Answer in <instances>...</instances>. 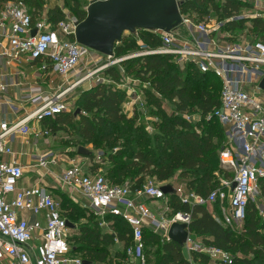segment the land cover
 Returning a JSON list of instances; mask_svg holds the SVG:
<instances>
[{"label": "built area", "instance_id": "built-area-1", "mask_svg": "<svg viewBox=\"0 0 264 264\" xmlns=\"http://www.w3.org/2000/svg\"><path fill=\"white\" fill-rule=\"evenodd\" d=\"M93 1L99 0H82L84 15ZM175 2L180 17L178 26L184 28L187 40H181L172 30L148 31L159 39L157 48L146 50L143 46L139 53L105 57L102 67L86 70L66 88L46 91L34 83L19 99L28 107L22 116L13 121L0 120V264H83L79 257L70 254L66 241L70 230L58 202L40 182L29 187L19 186L23 180L21 166L14 160L5 162L2 157L13 156L9 143L14 135L21 137L23 143H27L28 135L34 139L49 136L47 129L31 130L30 124H40L67 112L65 95L84 82L89 86L101 83L123 88L125 100L120 112L128 118L136 112L142 113L149 133L148 122L156 118L143 114L145 99L136 81L126 79L124 83L114 84L110 79L101 78L105 69L141 56L167 55L180 69L189 66L218 80L219 107L205 120L213 118L222 130L223 147L218 151V166L232 174L231 180H220V189L205 197L184 187L175 188L173 184L170 187L179 201L189 206L219 202L215 220L222 226L243 221L248 202H253L258 193L259 181L264 182V91L258 86L264 77V43L252 34H235L227 25L261 16L252 14L250 18L240 11L230 16V9L225 14L223 0L218 1V11L208 8L200 14L191 9L180 12L186 2L200 10L202 7L196 0ZM47 9L46 5L39 11L29 9L23 0L0 2V97L9 87L23 85L18 72L22 66L33 68L31 76L35 81L47 80L50 85L52 78L66 79L72 75L81 60L92 53L73 38L75 26L82 19L64 12L62 19L53 22L46 16ZM67 153L68 150L39 155L35 158L36 166L49 174V167L60 165L59 171L52 173L54 184L58 189L68 188L80 194L102 230H107L106 216L119 217L129 226L131 240L124 250L126 261L145 264L142 229H150L169 241V227L176 223L186 225L187 236L180 251L188 264H196L191 262V252L203 255L212 264H232L229 253L190 240L189 215H170L161 187L153 180L146 178L133 191L125 184L110 185L102 175L90 171L88 159L85 168L78 160L84 157H70ZM102 160V155L96 152L92 162L99 165L105 162ZM147 202H154L156 214L147 209ZM25 213L29 220L24 217Z\"/></svg>", "mask_w": 264, "mask_h": 264}, {"label": "trees", "instance_id": "trees-1", "mask_svg": "<svg viewBox=\"0 0 264 264\" xmlns=\"http://www.w3.org/2000/svg\"><path fill=\"white\" fill-rule=\"evenodd\" d=\"M2 1L5 0H0ZM196 1V4L202 7L200 10L186 2L180 8V12L191 9L200 14L208 8L218 11L220 0ZM223 1V13L227 14V10L230 9V16L239 13L243 8L250 7L239 0ZM23 2L29 9L41 10V0H23ZM69 12L78 19H83L82 0H70ZM46 16L53 22L63 18L55 7L48 8ZM34 17L35 14H32V18ZM245 24H249L252 35L264 43V19H243L238 23L230 22L227 27L230 30L240 31ZM135 32L122 36L113 49V57L119 58L131 52L135 43L144 46L147 50L159 46V39L152 33L143 30ZM116 67L120 71L111 66L103 71V75L117 82L123 76H132L142 84L149 82L147 90L145 86L141 87L145 105L149 99L157 111L160 98L173 99L177 116L164 118L163 124L158 125V132L147 135L143 126V116L140 113L136 112L128 118L120 112V105L125 100L124 89L100 83L80 91L75 101L77 104L75 110L55 115L42 121L41 125L52 134L71 128L78 139L86 143L94 141L92 148L99 143H104V147L110 148L108 152H100L106 157V159L103 157L105 162L109 163L102 176L110 185L125 184L133 191L147 178L160 187L171 186L168 181L178 173L181 178L189 175L194 179L183 184L186 190L200 197L207 196L219 184L215 173L223 172L215 158L223 147L222 130L213 118L210 121L205 120L206 116L219 107L218 80L211 74H200L189 66L180 69L167 55L136 57L121 61ZM192 107L208 127L200 133H197L194 126L182 117ZM145 114L158 115L152 109L145 110ZM209 123L217 126L215 130ZM112 141L122 146L111 148ZM149 144H155V147L151 149ZM78 147L84 148L88 153L81 157L91 162L90 171L99 173L98 164L92 162L96 150L75 145L72 155H77ZM258 185L259 196L264 200V182L259 181ZM58 197L65 203L62 206L57 201L70 230L66 241L72 256L79 257L83 264H133L124 257V250L130 245L131 230L122 219L106 216L107 230L104 231L98 227L97 220L89 211L86 224L77 225L73 220L74 211L81 206L71 202L62 194ZM164 197L170 215L174 213L189 215L188 233L200 237L205 246H212L229 254L241 255L242 258L233 257V264H264V223L259 221L253 202L249 201L245 209L244 231L235 236L229 227L217 222L204 206H189L181 203L173 192L165 194ZM114 239L117 243H114ZM142 243L145 264H188L177 243L165 241L150 229H142ZM190 259L196 264L208 263L206 257L196 252L190 253Z\"/></svg>", "mask_w": 264, "mask_h": 264}, {"label": "rangeland", "instance_id": "rangeland-1", "mask_svg": "<svg viewBox=\"0 0 264 264\" xmlns=\"http://www.w3.org/2000/svg\"><path fill=\"white\" fill-rule=\"evenodd\" d=\"M244 3H246L245 6H250L251 10H249L248 8H243V9L240 10L241 14H243L245 16H251L250 18H252V14H257V15L261 16L260 19H264V0H246V2H244ZM41 4L42 5H46L47 8H50V7L57 8L62 15L64 14V12L65 13H70L69 12L70 0H48L47 2L42 1ZM172 33H177V36L181 40H187L188 39L187 36H186V32H185L184 28L181 27V26L177 25L174 29H172ZM234 33L235 34H247V35L248 34H252L249 24H245V26L242 29H240V31H234ZM126 34H128V33H124L123 36L126 35ZM134 45H135V47L131 50V52L127 53V55L128 54L130 55V54H134V53H139L144 48L143 46H138L137 43H135ZM130 59H133V58H130ZM130 59H128V60H130ZM105 63H106L105 56H102L100 54L92 52V53H90L88 55V57H86V58L81 60V62L75 68V70L72 73V75L67 76L66 79L60 80L58 78H52V81H53L52 84L53 85L50 84V87H53V86L57 87L58 86V87H61V88H66L74 80H76V78H78L82 74H84L86 70H92V69H96L98 67H102ZM116 65L117 64L113 65L115 70H119V68H117ZM26 70L28 72H32L33 68H29V66H26ZM101 78L107 79L103 75V72L101 74ZM126 79H128L130 81L131 80H135L136 83H137V86H140V88L139 87L137 88L139 91H142L141 87H143V86H145L144 87V88H146L145 90H147L149 88L148 87L149 86L148 85L149 82H145V84H142V82L140 83L137 79L132 78V76H127V77L123 76L122 78L119 79L118 82L116 80H114V79H111L110 81L113 82L114 84H120V83H124ZM147 80H149V78H147ZM88 84H89L88 82H84V83L80 84L79 86H76L73 90L69 91L65 95L66 103H67V105H66L67 111H73V110L76 109L77 104H75V101L77 99V96L79 95L80 91L83 90V88L88 87ZM44 90L50 91L47 88H45ZM144 107L145 108L143 110V114L145 113V110L149 111L151 109H152L153 112H155V113L157 112L158 113V115H156V116L152 115V117L156 118L155 121L148 122V125H150V127L152 126L153 129L151 127V131L149 133H147V135H151L152 133H157L158 132V125L161 126V124H163L164 118L176 117L177 116V111L174 109V100L170 99V98H165V97L160 98L159 99V110H157V111H156V108H154L152 106V102L149 99L147 100L146 105ZM182 117L185 120L189 121L194 126L195 131L197 133H200L201 131L206 130L208 128L207 124H205V122H203L201 120V118L198 117L196 109L194 107H192L189 110V112H187L186 114L182 115ZM209 124H211V128L213 127V130H215V127H217L213 123H209ZM44 128L47 129L46 127H44ZM50 134L52 135V133L49 132V136H50ZM147 137L150 138L151 136H147ZM52 141H53V143L55 145H57L56 150H57L58 153H61L63 151L68 150L69 153H67V155L70 156V157L74 156V155H72V152L75 149V145L85 146V148L88 149V150H91V149L96 150V151H94L95 153L96 152L97 153L108 152L109 149H110L108 147L107 148L104 147L105 146L104 143L96 144L92 148L91 145L95 144L94 141H90V142L86 143L85 141L78 139L75 136L74 132L71 130V128H67V129H64V130L59 131L58 133H56L55 136H54V139H52ZM115 143L116 142H113V141L111 142V148L114 147L116 149V148H119V147L122 146V144H120V143H116V144ZM149 145H150L151 149L153 147H155V144H149ZM141 148L143 149V147H141ZM141 148H139V149H141ZM137 149L138 148H136V150ZM100 154L102 155V153H100ZM79 157H81V156H79ZM102 157H104L106 159L105 156L102 155ZM215 158H216V161H217V156ZM78 160L79 161H83L84 159L80 158ZM102 161H104V160H102ZM98 166L100 168L99 174L100 175H104L103 172H105V170L109 167V163L104 162L103 164H99ZM215 176H216L217 182L219 183L220 180H226V181L229 180V179L231 180L232 174L230 173V175H229L228 171H224L223 170L222 173H215ZM188 180H194V179H193V177H189V175L187 177L181 178L178 173H175L172 176V178L168 181V183L173 184L175 186V188L183 189V187H185L183 184L187 183ZM155 184H157V183H155ZM218 189H220L219 184L212 191H216ZM221 190L224 193H227L226 189L222 188ZM259 195H260V190H258V193H257L253 203L256 206L257 217H258L259 221L261 223H264V200L261 199ZM53 198L55 200H57L58 202H60V204H62V206L65 204L64 201H62L58 196H56V197L53 196ZM219 205H220L219 202L216 201V202H213L211 204L210 203H205L202 206H204L206 208V210L208 212H210L211 215L214 218L216 217V219H218L216 214H217ZM221 205L225 207V202H222ZM145 206L147 207V209L151 213L156 214V212L154 211L155 208H156L155 205H154V202H147L145 204ZM74 213L75 214H74V219L73 220H74L75 224H77V225L78 224H80V225L86 224V222H87L86 218L89 216L88 215L89 214V210L87 209L86 206H81V207H79V209H75ZM243 224H244L243 221H241V222H233L230 225L229 230L232 233H234L235 236H237L240 232L244 231ZM190 240L193 241V242H198L201 245L205 246L204 243H203V240L200 237H198V236H194L193 234H190ZM115 246L117 247V245H115ZM230 256L232 258V264H233V257L242 258V256L239 255V254H236V255L230 254ZM247 258L250 259V257H247ZM208 264H212V263L208 262Z\"/></svg>", "mask_w": 264, "mask_h": 264}, {"label": "water", "instance_id": "water-1", "mask_svg": "<svg viewBox=\"0 0 264 264\" xmlns=\"http://www.w3.org/2000/svg\"><path fill=\"white\" fill-rule=\"evenodd\" d=\"M179 23L175 0H99L88 5L83 19L75 26L73 38L78 45L111 57L124 33L137 30L168 33ZM258 86L264 91V77ZM76 153L79 156L88 154L81 147ZM160 189L164 195L172 192L170 186ZM185 228V224H171L168 240L181 246L187 236Z\"/></svg>", "mask_w": 264, "mask_h": 264}, {"label": "crops", "instance_id": "crops-1", "mask_svg": "<svg viewBox=\"0 0 264 264\" xmlns=\"http://www.w3.org/2000/svg\"><path fill=\"white\" fill-rule=\"evenodd\" d=\"M13 71L14 69L12 68L11 72ZM18 72L22 75L21 80L23 82V85L19 87H9L6 93L0 97V120L3 119L5 121H13L19 116H22V114L28 107L25 104L20 103L19 99L22 95L25 94L26 88L32 86L34 83L37 85L39 84L41 88H47L48 90H53L56 87H50V85L47 83V80L35 81L31 76V72H28L25 66L20 67V70H18ZM51 85L53 84L51 83ZM88 87L90 86L88 85ZM30 129L39 130L45 128L41 125V123H31ZM54 136L55 134H50V136H46L45 138L39 137L38 139H34L32 135H28L27 143H23L21 137H19L18 135H14L9 143L11 150L13 151V156H4L2 157V159L5 162L14 160L21 166L23 171V180L19 182V186L29 187L35 185L37 182H40L42 186L51 193L52 197H56L59 194H62L71 202L79 206H85L86 202L80 194L68 188L58 189L54 184L52 173L59 171L60 165L59 167H49V174H47L44 170L38 169L36 166L35 158L37 156L43 155L47 152H52L54 154L57 153V145H55L52 141V139H54ZM83 159L84 160L81 163L83 166H85V168H87L89 161L86 158ZM24 217L27 220L30 219L28 214L26 213L24 214Z\"/></svg>", "mask_w": 264, "mask_h": 264}]
</instances>
